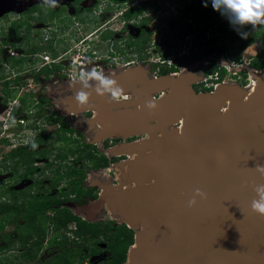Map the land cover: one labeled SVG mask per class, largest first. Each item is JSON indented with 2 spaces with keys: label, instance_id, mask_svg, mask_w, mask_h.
Listing matches in <instances>:
<instances>
[{
  "label": "flooded vegetation",
  "instance_id": "flooded-vegetation-1",
  "mask_svg": "<svg viewBox=\"0 0 264 264\" xmlns=\"http://www.w3.org/2000/svg\"><path fill=\"white\" fill-rule=\"evenodd\" d=\"M10 1L11 3L0 0L2 204L13 203L14 198L22 196L55 197L67 189V179L61 181L57 189L51 187L52 178H55L51 170L59 165L64 170L71 166L80 167L75 157H68L51 165L53 156H41V151L49 150L52 144L61 149L65 147L62 140L51 141V137L57 136L56 132L63 127L68 130L69 138L78 140L82 146L96 147L100 155L107 157L104 151L122 143L120 138L105 140L104 151L101 152L97 145L88 142L74 128L73 116L76 115L71 113L75 108L82 116L92 118L95 117L94 110L77 105L78 108L68 106L64 110L65 114H60L57 110L51 111L52 95L50 92L40 94V85L51 83L63 92L72 93L80 87L78 84L70 87L72 78L79 74L78 69H88L93 65L114 74L142 63L157 76L152 78H160L174 74L181 76L183 69L203 64L205 80L195 82L197 77H193L195 83L193 82L192 88L199 93L213 92L215 84L230 83V80L247 87L245 83L250 82L254 75L264 72V67L257 68L253 65L256 60L264 62L262 28L252 31L253 35L260 32V35L254 37V41L239 48V51H236L237 48L233 50L232 46L222 41L225 35L231 34L230 31L220 29L221 23L229 25L227 20L221 18V22H214V19L212 21L206 18L201 10L202 0H58L55 7L46 4L45 0ZM4 9L14 11L3 13ZM209 10L206 7V12ZM183 31L188 32L184 37L180 36ZM166 39L172 42L171 46L166 43ZM249 45L255 46L254 54L244 52ZM46 56L49 60L45 59ZM184 59L189 60L188 64L183 63ZM78 61L81 64L76 63ZM236 66L243 68L238 73H232L229 67ZM44 69H49V72L43 71ZM164 71L168 73L165 74ZM25 74L30 80L28 83L23 79ZM72 99L70 97L67 101ZM25 101L27 107L24 106ZM56 120L58 123H55ZM76 121L78 122V118ZM26 128L34 131L33 138L26 139ZM49 128L53 130L49 131ZM71 131L74 133L71 134ZM133 141L136 139H128V142ZM120 157L134 160L132 156ZM42 161H47L45 166H41ZM120 161L122 160L117 156L110 166ZM92 171L96 172H88ZM88 172L86 175H89ZM46 176L48 182L44 185L41 179ZM87 179L88 176L83 182L84 190H94L92 195H84L78 200V196L74 194L71 200L62 202L60 206L70 209L88 224L112 223V232L79 235L76 221L61 230H56L50 224L37 258L31 261L24 254L34 243L37 247L39 237H34L24 246L23 234L18 228L24 224V220L10 218L9 211L6 210L0 213V222L4 226L0 232V264H111L114 259L112 237L116 234L115 230L122 225L133 229L121 221L94 220L96 214L92 208L96 207L93 205L103 192L94 183L87 182ZM2 180L7 183L1 184ZM93 195L97 197L93 198ZM64 199L65 197L61 198ZM51 207L46 212L48 216L53 215V209L59 205L53 204ZM85 207V217L83 213L75 212Z\"/></svg>",
  "mask_w": 264,
  "mask_h": 264
},
{
  "label": "water",
  "instance_id": "water-1",
  "mask_svg": "<svg viewBox=\"0 0 264 264\" xmlns=\"http://www.w3.org/2000/svg\"><path fill=\"white\" fill-rule=\"evenodd\" d=\"M114 75L133 94V108L103 114L106 105L93 102L106 95L93 91L84 107L98 111L97 140L150 136L111 150L138 155L133 185L109 189L94 204L107 203L135 231L125 264H264V216L251 209L255 186L264 184L255 170L264 164V77L251 92L223 84L198 93L187 74L150 78L137 66ZM196 189L205 196L189 207Z\"/></svg>",
  "mask_w": 264,
  "mask_h": 264
},
{
  "label": "trees",
  "instance_id": "trees-1",
  "mask_svg": "<svg viewBox=\"0 0 264 264\" xmlns=\"http://www.w3.org/2000/svg\"><path fill=\"white\" fill-rule=\"evenodd\" d=\"M208 9L209 11L206 12V7L203 6L201 3V10L206 15V18L214 19V22H221V16L219 13L213 11L211 5L209 4ZM129 15V14H128ZM129 17V16H128ZM210 25V24H208ZM264 26H256L255 29H252L251 26H247L244 30L249 31V36L247 39H242L235 31H233L229 25L225 23L220 24V29L222 31H230V36L225 35L223 37V43L232 46V49L235 48L236 51H239V48H243L246 45L250 44L254 41V37L260 35L259 33L252 34V31L255 32L257 28H262L261 32L264 31ZM188 32L183 31L180 36L184 37ZM166 43L168 45H172V42L169 39H166ZM242 46V47H241ZM222 50V48H219ZM184 64H188L187 59L183 60ZM253 65L257 68L264 67V62L260 63L259 61H254ZM43 71L49 72V69H44ZM164 73H168L164 71ZM224 76V72H222V77ZM26 101L24 106H26ZM27 107V106H26ZM51 121V119H49ZM55 123H58L57 120ZM74 131H71L73 134ZM57 137L59 140H62L65 143L64 148H58L52 144L50 149L47 151H41V156L45 158H49L51 156L54 157V160L51 162L53 163H60L64 161L68 157H75L76 163L79 164L80 167L71 166L67 170L62 169V165L56 167L55 169L52 168L51 172L55 178H52L53 184L52 188L57 189L59 184L64 179H67L68 185L65 191H61L55 197H51L50 195H45L42 197H38L37 195L27 198L26 196L16 197L13 200V203L10 204H2L0 203V213L4 211H9V217L15 220L22 219L24 220V224L18 226V228L22 231L23 234V245L30 243L34 237H39V242H37V247L34 245L30 246L27 252L24 254L25 257L34 261L37 256L38 252L43 245V241L47 234V229L49 225H54L56 230H61L62 228H67V225L72 222H77L79 225V232L78 234L81 235L82 233H92V235H99V234H109L108 232H112L113 225L112 223L103 224V223H96V224H88L85 221H82L81 218L74 215V213L68 209L61 207L60 204L64 201L71 200L72 195H77L78 200L81 199L82 196L87 195L91 196L94 190H88L85 192L83 182L86 179V173L90 170H96L109 167L111 163L115 162L116 158L110 159L106 155H100L96 147L93 146H82L80 142L72 137L69 138L67 136L68 130L66 128H62L56 132ZM55 148L57 152L54 153ZM88 149V150H87ZM56 151V150H55ZM33 154H31V157ZM30 157V158H31ZM55 161V162H54ZM77 176L76 179L73 178ZM62 197H65L64 200H61ZM97 196L93 195V198ZM22 200V203H19ZM59 205L58 208L53 209V215L48 216L46 212L49 208H52L51 205ZM4 226L0 222V232L3 230ZM116 234L112 237V248L114 251V259L111 264H125L128 259V252L130 248L135 243V231L127 228L125 225L118 227L115 230ZM60 235V234H58ZM63 261V260H60ZM64 262V261H63Z\"/></svg>",
  "mask_w": 264,
  "mask_h": 264
},
{
  "label": "rangeland",
  "instance_id": "rangeland-1",
  "mask_svg": "<svg viewBox=\"0 0 264 264\" xmlns=\"http://www.w3.org/2000/svg\"><path fill=\"white\" fill-rule=\"evenodd\" d=\"M138 66V65H136ZM139 66L141 67H144L146 70H148V68L146 67L145 64H142V63H139ZM190 67H192L190 69ZM188 67L187 69H183V75L185 74H190L192 77H197V81L195 82H198V81H204L205 80V74L203 73V68H204V65L203 64H198V65H193V66H190ZM241 66H236V68H233V67H229V69L231 70V72H239L241 70ZM190 69V71H189ZM80 70L78 69L77 73L79 72ZM149 71V70H148ZM149 76L150 78L152 77H157V76H154V74H152L150 71H149ZM177 77V76H176ZM200 77V79H199ZM264 77V72L262 71L261 73H257L256 75L253 76V78L251 79V81L245 83V85L247 87H244L242 84L240 83H233L231 80H230V84L231 85H235V86H239L240 88H243V89H246L248 92L250 90H254L255 86H257V84L259 83V80H261L262 78ZM23 79L26 80V82L28 83L30 80L28 79V76L27 74H25V77L23 76ZM194 82V83H195ZM91 83H95V82H91ZM193 83V84H194ZM192 84V86H193ZM226 84H228V82H226ZM41 89H40V88ZM38 88L40 89L39 90V93L44 95L46 94V92H50L51 95H52V107H51V111H58L60 114L61 113H64L65 114V111L66 108H69V102L67 101L68 98L70 97H74L75 96V93L76 91L78 90H73L72 93L68 92H63L61 91L60 88H57L56 85H52L51 83H48V84H42L40 85ZM27 89V87H25V90ZM44 90V91H43ZM251 92V91H250ZM106 101L103 102V103H98V102H93V104H101V105H106V110L104 111L103 114H107L108 112H118L120 110H126V109H131L133 108V101L132 100H135L134 99V96L132 93H130V96L127 98V99H121L120 102H113L109 99L108 96H106ZM131 98H133L131 100ZM155 98H158V96H156ZM123 100H131L130 102H126V101H123ZM69 106V107H68ZM72 112L73 111H77L75 108L74 110H71ZM95 113V116L97 115L98 111H93ZM70 113V112H69ZM69 113H66V114H69ZM76 116H73L75 118L74 120V128H76V130L78 132H80L83 136H84V139H86L88 142H91L95 145H97L98 149L103 152L104 149V142L105 141H98V132L100 130V128H102L100 126V124H98V122H96L95 120H92L94 118V116L92 118H88L87 116H82L80 112H74ZM78 118V122L76 121V119ZM182 128V124L181 123H178L177 125L175 126H171L169 128L166 129V134H169L170 130H175V129H180ZM53 128H49V131H52ZM25 134L27 135L26 136V139L28 140V138H33L34 137V131H30V130H27V128L25 129ZM158 136L160 137L161 136V132L158 134ZM131 138H135L136 141H139L140 143L143 142L144 139L146 138H150L149 135H144V134H139L137 136H134V137H131ZM58 137L57 136H52L51 137V141H55L57 140ZM111 139H116V138H109V140ZM128 139H123V138H120V140H122V143L120 145H123V144H128L130 142H128ZM108 140V139H107ZM59 145V144H57ZM119 145V146H120ZM59 148V146H57V149ZM57 149H56V152H57ZM113 149L110 148L104 152H106V154L108 155V157L110 159L112 158H116L117 156L114 155V153L111 151ZM119 158L122 160L120 161L118 164H114L112 166H110V168L108 169H103V170H100V171H92V172H88L89 175L88 176V179H87V182H91V183H94V186H97L99 190H102V192H107L109 189H112V190H124V189H128V188H131L132 185H133V172H132V168H131V160L130 158L126 157V158H122L119 156ZM46 162L47 161H42L41 162V166H45L46 165ZM86 176V177H87ZM48 176H46L45 179H41L42 181V184L44 185H47V182H48ZM9 182V181H8ZM7 183L6 181H1V184H5ZM102 193V194H103ZM100 199H98L97 201H99ZM96 201V202H97ZM93 206H96L94 208H92V210L94 211V214L96 219L94 220H102V219H105V220H116L118 222H120L122 220V217L118 214H115L110 206L105 203V204H99V205H93ZM92 206V207H93ZM86 211H87V208L85 207L84 208H80L78 210H75V212L77 214H82L83 217H85L84 213L86 214ZM93 214V215H94Z\"/></svg>",
  "mask_w": 264,
  "mask_h": 264
},
{
  "label": "clouds",
  "instance_id": "clouds-1",
  "mask_svg": "<svg viewBox=\"0 0 264 264\" xmlns=\"http://www.w3.org/2000/svg\"><path fill=\"white\" fill-rule=\"evenodd\" d=\"M45 2L49 6L55 7L58 0H45ZM202 3L204 7H208L210 4L213 11L227 20L229 27L242 39H247L249 36V31L244 30L247 26H251L252 29H255L258 25L264 26V0H202ZM255 51V46L252 45L244 50V52L253 54ZM115 77L113 73L100 70L96 65L80 70L79 74L72 78L73 83L70 85V87H75L77 84L80 86L75 96L72 97L75 99L73 107L89 105L93 91L99 96H108L113 102H120L122 98L127 99L130 93L125 91ZM228 84L230 83L228 82ZM146 106L149 110H154L158 105L156 101L151 99ZM74 112L71 113L75 114ZM33 147H36V145L33 144ZM255 170L261 176H264V164L257 165ZM254 190L257 198L252 200L251 209L255 213L264 216V184L256 185ZM204 196L205 193L200 189H196L194 196L188 201V206L192 207L197 203L196 197L203 198Z\"/></svg>",
  "mask_w": 264,
  "mask_h": 264
},
{
  "label": "bare ground",
  "instance_id": "bare-ground-1",
  "mask_svg": "<svg viewBox=\"0 0 264 264\" xmlns=\"http://www.w3.org/2000/svg\"><path fill=\"white\" fill-rule=\"evenodd\" d=\"M172 76H173V77H176V76H178V75H175V74H174V75H172ZM219 87H220V86H219ZM219 87H218V88H219ZM162 98H164V96H163ZM246 100H247V99H246ZM97 116H98V113H97V115L95 116V118H97ZM100 130H102V128H100ZM100 130L97 131V132H100ZM136 143H139V142H136ZM150 152H152V151H150ZM137 156H138V155L135 154V155H133L132 157H133L134 160H137Z\"/></svg>",
  "mask_w": 264,
  "mask_h": 264
},
{
  "label": "built area",
  "instance_id": "built-area-1",
  "mask_svg": "<svg viewBox=\"0 0 264 264\" xmlns=\"http://www.w3.org/2000/svg\"><path fill=\"white\" fill-rule=\"evenodd\" d=\"M45 59H46V60H49V57H47V56H46V57H45ZM76 63H79V64H81L79 61H78V62H76ZM76 63H75V64H76ZM223 84H226V83H225V82H223L222 84H221V83H220V84H218V83H217V84H215V85H214V86H215V90H216V89H218V87H219V86H221V85H223Z\"/></svg>",
  "mask_w": 264,
  "mask_h": 264
}]
</instances>
